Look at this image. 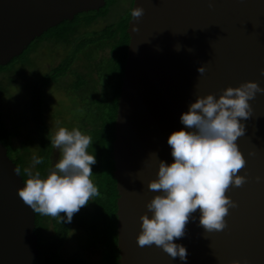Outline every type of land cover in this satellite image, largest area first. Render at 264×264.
<instances>
[{"label":"water","instance_id":"water-1","mask_svg":"<svg viewBox=\"0 0 264 264\" xmlns=\"http://www.w3.org/2000/svg\"><path fill=\"white\" fill-rule=\"evenodd\" d=\"M103 3L0 0V65L47 28ZM137 6L144 9L139 19L131 17ZM125 32L110 143L117 263L264 264V93L249 100L250 117L240 119L245 135L236 143L245 165L237 174L246 181L226 192L237 206H229L225 228L207 232L199 209L193 212L185 234L174 239L186 248V260L154 244L140 247L137 240L141 216L152 214L146 205L158 194L148 183L157 178L159 160L174 161L169 135L195 131L180 117L196 96L218 98L225 88L249 80L264 88V0H132ZM16 170L0 142V264H34V214L18 194L24 183Z\"/></svg>","mask_w":264,"mask_h":264},{"label":"clouds","instance_id":"clouds-1","mask_svg":"<svg viewBox=\"0 0 264 264\" xmlns=\"http://www.w3.org/2000/svg\"><path fill=\"white\" fill-rule=\"evenodd\" d=\"M143 12L137 6L131 17L139 19ZM132 28L138 30L135 25ZM204 71L201 65L198 72ZM257 93H264V88L249 80L225 88L218 98L212 93L197 95L189 110L181 115L186 128L195 131L175 130L168 137L174 161L169 164L159 160L157 178L148 183L149 190L158 194L146 205L151 216H141L142 231L137 237L140 247L154 244L173 259L179 256L186 260V248L174 243V239L185 234L189 217L197 209L201 213L199 223L207 232L225 228L229 206H237L226 192L231 185L240 187L246 181L245 176L237 174L245 165L236 143L245 135L240 119L250 117L249 100L255 99ZM52 143L61 150L55 168L45 177L25 169L27 179L18 194L34 213L60 218L64 213L70 223L74 213L99 195L91 180V166L96 158L87 151L90 136L78 128L59 127ZM33 162L40 164L42 159L34 157Z\"/></svg>","mask_w":264,"mask_h":264},{"label":"trees","instance_id":"trees-1","mask_svg":"<svg viewBox=\"0 0 264 264\" xmlns=\"http://www.w3.org/2000/svg\"><path fill=\"white\" fill-rule=\"evenodd\" d=\"M113 3L114 0H104L102 6L97 10H88L84 12L76 13L70 20H62L57 24L44 30L39 36L33 38L25 48L16 56L10 60L22 55L28 48L30 43L39 39L43 34H48L52 37H58L59 39H70V41L80 32L79 28L89 27L90 24L103 19L106 15V5ZM132 0H128L125 8L120 16H117L118 25L114 22L108 23L100 28H92L88 34V38H79L74 44L75 47L83 46L87 42H94L88 49L87 58L94 59L95 51L101 49L103 52L102 57L96 62L95 71L97 78V86L90 93H76L78 83L73 81L72 83L62 86V92L70 94L75 98L74 111L71 110V114L76 116L78 120L77 127L83 134L90 136L91 143L87 149L90 154H94L96 163L92 167L91 180L97 186L99 195L92 197L91 200L75 213L76 220L84 229L88 236L87 243L98 247L103 254L104 258H107L108 264H117L116 262V248H115V197L116 191L114 186V179L112 177V158H111V140L113 138V119L116 106V97L120 85V78L122 75V66L125 59V50L127 43V34L125 32L126 22L129 18V10ZM111 3V4H112ZM116 18V17H115ZM99 38V39H98ZM108 40V44L101 43L100 40ZM9 60V61H10ZM8 61V62H9ZM8 62L6 64H8ZM4 64V65H6ZM4 65H0L3 69ZM54 72L47 73L45 76H40V79L36 80L38 83L34 85L30 91V99H28L29 109L32 110L31 122L33 123L38 138L36 140L38 146L46 145L48 147V137L45 128L42 126L39 118V95L38 88L40 84L46 83L53 79L54 76L62 72L63 64L55 68ZM8 81H12L9 78ZM6 82V83H7ZM6 92L2 81L0 80V98L1 94ZM0 115V142L6 148V155L12 160L23 183L27 179V175L24 171L23 156L27 154L26 140H22L17 145H13L11 142V132L1 122ZM13 154L11 156L10 154ZM48 151H44L42 154L37 151L34 157L42 159V163L32 165V172H40L42 177H45L49 172ZM34 228L33 231L36 234V249L37 258L41 257V261L38 264H61L55 261L54 248L60 241V238L64 235L65 224L67 223L66 216L61 213V218L51 217L39 213H34ZM53 220V228L55 229L57 236L43 238L42 230L46 226V222ZM64 264H82L76 260L66 261Z\"/></svg>","mask_w":264,"mask_h":264},{"label":"rangeland","instance_id":"rangeland-1","mask_svg":"<svg viewBox=\"0 0 264 264\" xmlns=\"http://www.w3.org/2000/svg\"><path fill=\"white\" fill-rule=\"evenodd\" d=\"M127 1L128 0H114L113 3L111 2L112 4L107 1L106 15L103 16V19H98V21L95 22V27L100 28L112 22L118 25L117 16L122 14ZM92 28L93 27H88L83 32L88 34V31L91 32L90 30ZM80 33L82 32H79L78 36ZM71 49L70 39L64 38L62 40L54 35L51 37L48 34H43V36L39 39L30 43L22 55L10 60L8 64L4 65L3 69L0 68V80L2 81L4 87H6V92L1 94L0 98L1 122L6 129L10 130L12 133L11 142L13 145H17L20 142L22 143V140H26L27 143H29L27 145V154L23 156L24 170L32 169L33 158L37 151L42 154L46 150L48 151L47 156L49 158V170H53L55 168V164L60 159L61 150L57 149L53 145L52 139L59 127H65L68 130H72L77 127L78 120L76 119V116L71 114L73 113L71 110H75L73 104L75 98L70 94L62 93L58 90L57 86L51 85L46 89V97H48L47 103L49 108L47 109V113H50V111L53 110V115H57L59 117L54 116L52 117V120L51 118L46 117L45 112L44 117L51 136V145H48V147L46 145L38 146V140H36L38 138V134L31 122L32 110L29 109L27 104L28 91L25 90L21 84L23 81L33 78L35 76L32 75L34 72L40 74L49 66L55 64L57 58H54V55L62 53V56L64 57ZM9 78H12L11 82H7V79L9 80ZM10 155L13 156L12 153ZM50 229L51 228L48 227L45 232L48 236L52 232V229ZM78 235L79 239H86L85 241H87V236H85L82 231L79 232ZM76 246L75 237L70 235L69 238L60 244L59 252L61 255L76 253L77 255L84 257L90 264H105L103 262H99L98 252L93 248L89 247L87 250H82L77 249Z\"/></svg>","mask_w":264,"mask_h":264},{"label":"flooded vegetation","instance_id":"flooded-vegetation-1","mask_svg":"<svg viewBox=\"0 0 264 264\" xmlns=\"http://www.w3.org/2000/svg\"><path fill=\"white\" fill-rule=\"evenodd\" d=\"M96 23L94 24H90L89 27H95ZM86 28H88L87 26L84 28H79L80 29V35L78 36V34L70 41V43H73L74 40L75 42L79 40V38H88L90 36V34H86L83 31L86 30ZM89 33V32H88ZM99 39V38H98ZM101 43L103 44H108V40L104 39V41L100 40ZM94 42H85L83 44V46L80 47H75L71 44L72 49L70 50V52H68L67 55H65L64 57L62 56L63 54H56L53 57L57 58V61L55 64L49 66L45 71H43L42 73L38 74L37 72H34L32 75H35L33 78H30L28 80L23 81V83L21 84V86H23V88H25V90L28 91V99H30V91L32 90V88L34 87V85L36 83H38L36 80L40 79V76H45L47 75V73H52L54 72V70H56L55 68L58 66H61L63 64V69L62 72L59 73L58 75L54 76L53 79L49 80L46 83L40 84L38 85V95H39V109H40V114H39V120L42 124V126L45 128L46 132H47V137H48V145H51V136L49 133V129H48V125L45 122V112H46V117H49L53 120L52 117H54L55 115H53V110L50 111V113H47V109L48 108V103H47V98L46 97V89L49 88L51 85L57 86L58 90H60L61 92L62 90V86L72 83L73 81L78 83L77 89H75L76 93H90L94 90V88L97 86V78H96V71H95V66H96V62L99 61L100 57H102V53L105 51H102L101 49H97L95 51V57L94 59H88L87 58V52L88 49L92 46ZM74 44V43H73ZM53 61V58H52ZM50 73V74H51ZM68 81H67V80ZM63 93V92H62ZM55 117H59V116H55ZM44 145V144H43ZM47 160H48V168H49V158L47 156ZM112 173V172H111ZM115 212V211H114ZM51 226H50V225ZM53 220H48L46 222V226L43 228L42 230V235L43 238L48 237V235L45 234V232L47 231L48 227L52 229L51 234L49 235V237H55L57 236V233L55 231V229L53 228ZM53 225V226H52ZM71 226V227H70ZM65 231H64V235L62 236V238H60V241L58 242V244L56 245V247L54 248V255H55V261L57 263H61L64 264L66 261H70V260H76L81 262L82 264H90L84 257L77 255L76 253H71V254H65V255H61L59 252V248H60V244L66 240L67 238H69L70 235H73L76 239V248L77 249H82V250H87L89 247L93 248L94 250H96L98 252L99 255V262H103L105 264H108V260L107 258H104L103 254L101 253L100 249L94 245H89L87 243V241H85L86 239H79L78 238V233L79 232H83L85 234V236H87L86 232L84 231V229L81 227V225L78 223V221L76 220L75 217V213L72 217L71 222H67L65 224ZM73 228V229H71ZM50 229V230H51ZM70 230V231H69ZM70 232V233H69ZM36 236V234H35ZM88 238V236H87ZM88 240V239H87ZM116 254H117V250H116ZM117 259V257H116ZM41 261V257L37 258V252H36V256L35 259L33 261L34 264H38ZM117 262V260H116ZM118 264V263H117Z\"/></svg>","mask_w":264,"mask_h":264}]
</instances>
